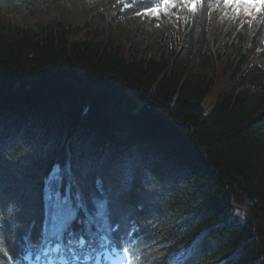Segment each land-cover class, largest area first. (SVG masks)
Returning <instances> with one entry per match:
<instances>
[{
    "label": "trees",
    "instance_id": "16d2710c",
    "mask_svg": "<svg viewBox=\"0 0 264 264\" xmlns=\"http://www.w3.org/2000/svg\"><path fill=\"white\" fill-rule=\"evenodd\" d=\"M37 1L0 0V264L61 253L44 236V188L57 167L65 180L71 167L86 197L97 177L105 187L129 181L105 208L119 226L109 242L81 248L65 237L66 254L264 264V12L221 33L217 3L204 0L147 57L104 29L77 38L88 22L25 27L4 14L33 12ZM163 1L124 0L123 16Z\"/></svg>",
    "mask_w": 264,
    "mask_h": 264
},
{
    "label": "rangeland",
    "instance_id": "374dc122",
    "mask_svg": "<svg viewBox=\"0 0 264 264\" xmlns=\"http://www.w3.org/2000/svg\"><path fill=\"white\" fill-rule=\"evenodd\" d=\"M195 7V5H193ZM158 8V13L153 15L149 10L139 12L132 16H123L125 9L124 0H42L37 1L33 12L28 13L19 7L5 10L4 14L19 26H37L52 19L69 21L77 26L87 27L76 30L77 38H82L85 33L93 30L102 31L106 35L115 36L120 44L132 48L147 57L159 56L162 52L160 39L171 29L180 31L182 16L192 10L177 0L174 7L165 8L164 3ZM94 13H102L104 20L93 24L89 19ZM219 32L235 30L243 23L253 24L262 14L261 10L247 16L239 14L218 5L213 10ZM88 24H91L88 26ZM222 84V82H220ZM218 83L214 92L205 98L203 105L210 109L215 99L216 92L221 88ZM118 259L114 264H121Z\"/></svg>",
    "mask_w": 264,
    "mask_h": 264
},
{
    "label": "snow or ice",
    "instance_id": "6c2138e0",
    "mask_svg": "<svg viewBox=\"0 0 264 264\" xmlns=\"http://www.w3.org/2000/svg\"><path fill=\"white\" fill-rule=\"evenodd\" d=\"M176 2L177 0H164V7H174ZM180 2L195 11L193 5H202L204 0H180ZM215 2L237 14L243 12L247 16H252L256 10L264 11V0H215ZM149 11L156 15L158 8ZM83 175H87V169ZM67 177L65 180L57 167L45 183L44 236L49 243L56 242L55 248L50 250L59 252L65 237L69 245L78 244L81 248L85 246L86 239L89 246L95 244L97 236L107 244L109 239L105 233L116 232L119 226L117 225L115 229L108 226L105 208L109 203L116 206L121 195L128 190L127 174H122L116 184L107 187L104 186L102 178L97 177L94 181L95 190L89 191L87 197L84 193L83 180L73 178L71 167L68 168ZM77 224L80 228L76 227ZM84 232L87 233V238ZM73 258L79 260L75 253ZM84 259L87 261L91 257L85 256ZM64 264H67V261Z\"/></svg>",
    "mask_w": 264,
    "mask_h": 264
}]
</instances>
